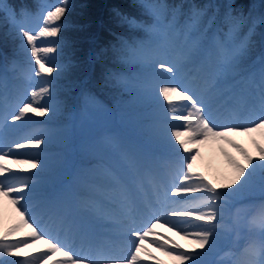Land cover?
Segmentation results:
<instances>
[{
    "label": "snow or ice",
    "instance_id": "1",
    "mask_svg": "<svg viewBox=\"0 0 264 264\" xmlns=\"http://www.w3.org/2000/svg\"><path fill=\"white\" fill-rule=\"evenodd\" d=\"M140 6L155 20L153 26L145 29L149 33V41L125 43L119 53L120 59L125 63L134 62L139 65V77L132 82L117 75L111 78L125 88H131L138 95L150 98L153 82L160 73H167L170 80L185 78L186 73L191 74L192 67H196L200 73V84L196 92L184 87L180 82L159 86V95L169 103L167 115L164 119L151 114L146 117L147 134L161 142L165 138V131H169L164 127L167 119L183 122L181 129L170 130L171 137L185 154L179 161L182 169L177 177L178 183L168 186L163 182L156 183L151 177L140 175L136 158L129 153H123L118 163L122 162L123 173L132 178L135 193L140 199L138 203L137 195L130 191L128 184L122 182L121 175L109 172L107 176L111 179V184L118 189L121 208L129 212L143 213L146 204L152 215L142 229L128 230L127 237L132 248L128 258L110 255L93 260L89 256L77 255L66 243H61L45 233L25 207L31 199L29 194L34 190L33 182L38 180L35 174L16 177L17 183L9 182L13 179V171L26 174L43 167V162L39 159L14 153L41 149L46 140L44 138L12 140L11 135L16 131L17 122L22 121L28 114L43 118L53 113L54 110L46 103L39 102L45 97L52 96L53 80H42L38 90L30 91L32 99L21 101L10 114H4L7 111V97L0 95V178H2L0 197L10 198V203L19 217L18 223L0 234V257H4L0 258V264H49V261L51 264H142L144 258L153 261L154 264H161L156 257L147 253L146 243L168 257L173 264H208V250L213 247V239L221 234L219 230L223 227L222 221L230 211L232 202L253 195L257 191L261 199L258 202H249L241 209L251 217L248 229L252 236L243 249V260L236 261L235 264H264V146L257 145L258 155L253 157L231 139L233 136L264 133V56L260 58L258 69L246 68L244 60L252 44L250 39L238 45L215 40L212 43L214 62L204 63L201 60L203 49L200 41L186 36L182 55L175 62L166 63L161 59L164 52L156 37L167 36L172 28V25L166 22L167 9L162 4L147 3L145 0H141ZM65 13V6H55L42 17V26L37 31H29L23 26L18 27V35L21 38L19 53L23 55L30 51L31 60L35 64L29 72L14 64L13 70L18 72L20 79H30L32 75L53 77L58 71L55 65L49 66V62L40 56V53H55L57 48L40 47L36 41L40 37H57L62 31L58 22ZM200 15L199 12H193L189 18L190 30L195 29ZM123 21L129 25H136L134 20L127 17H124ZM230 23L229 32L235 27V20ZM237 84L242 86L237 88ZM173 97L187 102V114L176 112L172 107ZM241 103L253 110L258 105L259 115L249 123L241 125L217 123L213 110L215 104L221 105L229 113L236 114ZM182 136L187 138L182 139ZM208 141L221 142L241 157L243 163L225 153L228 164L235 171L230 181L214 180L193 170L199 152L197 150L194 153L191 145ZM9 158L13 163L25 167L8 169L5 163ZM146 181L152 183L155 189V204L141 199ZM38 207L58 222L62 230L66 229L71 239H78L84 244L89 242V221L106 218L105 210L98 207L92 197L82 200L75 209L57 200H42ZM157 227L166 228L167 231L178 235L181 240L187 241V246L161 235L156 231ZM37 244L46 247L37 249L35 253L26 252ZM98 251L102 253L103 247L98 246Z\"/></svg>",
    "mask_w": 264,
    "mask_h": 264
},
{
    "label": "trees",
    "instance_id": "2",
    "mask_svg": "<svg viewBox=\"0 0 264 264\" xmlns=\"http://www.w3.org/2000/svg\"><path fill=\"white\" fill-rule=\"evenodd\" d=\"M145 2L162 4L167 9L166 22L172 28L167 36L156 37L158 42L163 41L164 47L160 48L164 55L175 52V57L179 58L184 51L185 37L188 36L200 41L203 49L201 60L204 63L214 62L212 43L215 40L238 45L250 39L252 44L244 60L246 68L258 65L260 58L264 56V0ZM140 4L141 0H0V58L8 65H19L25 72H29L35 64L31 59L25 58V54L21 55L15 50L20 42L18 27L37 31L48 10L55 6L66 7L64 17L58 22L62 29L58 36L40 37L36 41L40 47L57 48V52L44 55L49 66L55 65L58 68L53 74L54 79L46 77L53 80L51 97L58 110L54 112L58 117L42 118L44 122L50 123L49 126H64L63 130L66 129V122L70 121L73 110L89 101L90 104L97 103L112 115L101 121L102 129L132 128L140 136L149 137L143 123H146V117L150 114L160 117L164 110L162 103L152 95L144 98L111 78L117 75L132 82L139 77V65L134 62L125 63L120 59L119 53L125 43L149 41V33L145 29L153 26L155 20ZM193 12L201 15L195 29L190 30L189 18ZM124 17L134 20L136 25L124 22ZM233 19L235 27L229 32ZM27 52L30 51L25 53ZM91 59L94 60V66L90 70ZM9 74L8 71L5 81L3 77L0 79V95L5 86L20 90L27 82H33V77L30 80L20 79L17 71H14V76ZM28 87L30 91L35 90ZM8 100L12 102V98H7V105L10 104ZM51 140L59 141L57 137ZM257 194L260 193L257 191L252 198Z\"/></svg>",
    "mask_w": 264,
    "mask_h": 264
},
{
    "label": "rangeland",
    "instance_id": "3",
    "mask_svg": "<svg viewBox=\"0 0 264 264\" xmlns=\"http://www.w3.org/2000/svg\"><path fill=\"white\" fill-rule=\"evenodd\" d=\"M20 39L21 38L19 37L20 42H18V44L15 47L16 51H19V44L21 43ZM39 41L42 42V40ZM158 43L160 47L162 48L164 47L162 40H160ZM23 54H25L24 56L25 58L31 59L30 52ZM44 55L46 56L47 54L40 53V56L42 58H44ZM161 59L164 62L168 63V62H175L178 58L175 57V52H171L170 54H166L162 56ZM7 69L10 72L9 75L14 76L13 65L8 66L6 70ZM3 73L4 71L2 68V70L0 69V79L1 77H3L4 78L3 81H5L7 75H4ZM32 77H33V82L32 83L27 82L26 84H24L25 86L23 85L24 86L23 88H19L20 90L18 89L15 90L13 88H8L6 86H5L6 88L5 87L3 88L4 92L2 93V95L6 96L7 98L9 97L12 98V102L11 100H8L10 104L7 105V111L4 114L13 113L15 108L20 104L21 101L32 99L30 95V88L28 86H31L33 89L38 90L42 80H48L46 76L35 77L34 75H32L31 78ZM175 82H180L181 84H183L184 87L189 88V90L193 92H196L197 87L200 84V73L196 67H192L191 74L189 75L188 73H186L185 78L178 77L177 80H170L168 79L167 73H160L155 78L153 82L151 95L159 99L160 102L162 103V107L164 110L162 111L159 117L160 119H164L165 116L167 115L166 110L169 108V103L167 101H164L163 97L159 95L158 88L159 86H163ZM241 86L242 84H239V86L237 85L236 87L240 88ZM15 94L17 96H15ZM16 97L18 98L16 99ZM39 102L46 103L50 108L54 110L52 114L43 118L54 119L55 117H58V114L54 113L58 110L55 109L57 106L52 97L51 98L45 97L43 100H39ZM87 103L88 102L86 101L85 104L81 106V109L76 108L73 110L74 112L72 114V117L70 118V121L68 123L66 122L65 125L66 129L64 130H63L64 126H62V128H58V126H55L57 128L56 129L54 126H49L48 124L50 123L44 122L42 118H37L32 114H28V116L25 117L22 121L17 122V124L15 125L16 131L11 135V139L21 140L26 138H44L46 141H50L52 137H57L59 139V142L63 144L64 148H66L67 144L71 143L74 149L76 148L79 149L81 155L78 156V159L80 161H84V157L91 156L95 153L93 152L94 150L91 147L89 146L87 147L86 145L87 136H94L100 142V149H102L101 140L105 144L103 139L106 137L105 132L107 135L110 134H108L106 128L102 129L101 121H103L105 117H109V116L112 117V115L109 112H107L104 108H100L97 104H90V106H88ZM172 107L176 109V112L178 114H187V110H188L187 102L180 101L178 98L173 97ZM213 110L216 115L217 123L220 124H224V123H235L237 125L246 124L249 123L252 119H254L256 115H259L258 105L256 106L255 110H253L251 107H249L244 103H241L237 107L236 114H232L225 111V109L219 104H215ZM29 124L31 125L27 126ZM38 124L43 125L42 128ZM143 124L146 126L145 122ZM182 124H183L182 121H174L171 119H167L166 123L164 124V127L169 131H165L164 140L161 142V141H156L152 138L147 139L146 142L150 143L153 147H157L166 151H173L175 152L176 155H174L173 158L172 157L167 158L163 155H156V156L154 155L153 157L148 158L147 159L148 161L145 158H142L143 162L141 160L140 161L141 165H139L140 175L151 177L156 183L163 182L168 186L178 183L177 177L179 176L180 171L182 169V164L179 161L185 154L183 153V150H181L180 152V148L176 144L175 139L171 137L170 130L181 129ZM72 128L74 129L73 131ZM186 138H187L186 136H182V139H186ZM112 139L115 138L113 137ZM231 139L234 140L239 145H241V147H243L245 151L253 157H256L258 155L256 152L257 145L264 146V133L261 132L252 133L246 136H233L231 137ZM114 142L115 140H113L111 143ZM45 144L42 146L41 149L25 150L20 153H14V155L29 156L35 159H39L43 162V167H40L36 170H32V172L26 174H22L18 171H13L12 172L13 179H11L9 182L17 183L18 180L16 179V177H22L23 175L31 176L33 175V173L35 174L38 180L33 182L34 190L33 193L29 194L31 196V199L28 201L25 207L29 209V211L32 213L37 223L41 225V229L45 233H47L50 236H53L61 243H66L73 252L80 255L84 247L83 243L78 239H71L66 229L62 230L61 225L58 222L54 221L50 216H48L44 211H42L38 207L42 200H50L48 199L47 194L51 185L55 182L54 179L46 178L45 188H43V185L40 184V181L44 177L41 175L47 172L55 171L57 168H59L58 166L60 162L53 160L51 158L52 153L54 154V152H56V155L58 157H63L61 159V161H63V166H60L61 169H59V171L57 172V174L61 173L59 176L66 174L70 169V167L73 165L75 153H72L73 150L70 151L68 148H66L69 153L68 155V153H66L65 151L58 150L57 148L50 149V147L46 146ZM116 145L117 146L115 147V149L122 156V154L124 153L123 146L119 143H116ZM70 147L72 148L71 145ZM191 147L193 148L194 153L197 150L199 152V155L197 156L196 161L194 162L193 170L197 173H200L201 175L207 176L214 180H217L216 174H220L222 171H225L226 168L230 169L231 175L233 177L235 175L234 169L227 162L225 153H228L230 156L234 157L237 161L243 163L241 157L234 150H232L227 145L222 144L221 142L218 141H208L206 143L199 145H191ZM5 167H7L10 170H16L23 168L25 166L17 165L12 162L11 158H9L7 160V163H5ZM123 168L124 165L121 164L122 171ZM154 169H156L159 172V174H157L154 171ZM82 172L84 173V171ZM123 174L125 176H128L126 173ZM54 176L55 175H53L52 178ZM76 177H77V173L74 179ZM128 178L132 183V178L130 176H128ZM77 179L78 181H84L83 177L81 176L80 177L78 176ZM99 181H98L99 185L97 186H94V184L91 185L89 184L91 186V189L89 188V185H87V187L81 186L82 190H87L88 193L92 192V194L89 193L86 196L84 195L77 196V198H81L82 200L88 197L94 198L97 202L98 207L103 208L106 213L105 219L90 220L88 223V230H92L93 231L92 235L95 234L96 236L95 240L99 241V243L96 244L97 247L98 246L103 247V252H102L103 255L107 256L109 250H114L118 252L117 254L114 255L122 258H128L129 253L132 251V248L130 246L129 240H126L124 236L127 235V232L129 230V222L127 220L130 219V216L132 217V215L138 213L135 211L129 212L121 208L119 196H118V189L116 187H114L111 190L109 189L113 185L111 184L112 182L110 179H108V177L100 176ZM85 182L88 184L87 181ZM132 187L134 188V185H132ZM44 191H46V194L43 193ZM136 195H137V202L139 203V199H140L139 195L138 194ZM73 198L75 200V196ZM141 199L142 201L145 202L151 201L152 204L156 203V193L152 183L146 181V186L144 187V192L141 194ZM74 200H72V202L70 203V206L73 209H75L82 201L81 200L80 202H78L77 201L78 199L75 201ZM143 213L145 214L146 220H148L152 215L151 209H149L146 204ZM234 217L235 219L233 218L234 219L233 228L237 234L235 238L239 239L237 244L240 246L239 249L241 251L240 254H236L235 252L230 251L229 249L227 250L226 248L223 249L218 243L217 245L214 244L215 241L213 240V247H211L208 250V254H207L208 264H235L237 260L238 261L243 260L242 253H243V249L247 245V241L242 242L243 240H241L242 238L241 236L244 232L251 234L248 229L249 220L251 218L248 220L247 218L249 217L242 216L240 213L237 214V210L235 209H234ZM18 222H19V217L16 214V210L13 208V206L10 203V198L0 197V234H2L3 231H5L7 228ZM126 222L128 223V225L126 224ZM91 226H93L95 230H93ZM143 227L144 226H142L139 229H142ZM156 231L163 236L169 237L171 240L175 241L178 244L187 246V241L181 240L178 235H175L173 232L167 231L166 228L157 227ZM21 235H23V232L21 233ZM149 239H153V238L149 237ZM119 243H125V247L121 248V245H119ZM127 243L128 245H126ZM149 246L147 243L145 244V249L147 253L156 257L157 260L161 262V264H173V262L168 257L164 256L161 252L157 251L155 248L154 250H150ZM44 247L46 246L43 244H37L31 249H27L26 252L35 253L37 249ZM5 259H10V258H5ZM17 259H21V258H17ZM53 259H61V258L53 257ZM49 264H51V261H49ZM142 264H154V262L148 260L147 258H144L142 260Z\"/></svg>",
    "mask_w": 264,
    "mask_h": 264
},
{
    "label": "bare ground",
    "instance_id": "4",
    "mask_svg": "<svg viewBox=\"0 0 264 264\" xmlns=\"http://www.w3.org/2000/svg\"><path fill=\"white\" fill-rule=\"evenodd\" d=\"M148 246H149V244H148ZM149 249H150V250H154V247H152V246H149Z\"/></svg>",
    "mask_w": 264,
    "mask_h": 264
}]
</instances>
